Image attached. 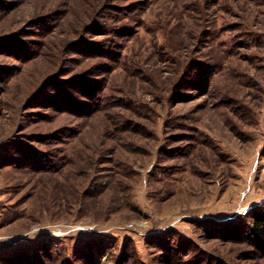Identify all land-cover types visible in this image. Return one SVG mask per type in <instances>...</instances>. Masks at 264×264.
Here are the masks:
<instances>
[{
    "label": "rangeland",
    "instance_id": "rangeland-1",
    "mask_svg": "<svg viewBox=\"0 0 264 264\" xmlns=\"http://www.w3.org/2000/svg\"><path fill=\"white\" fill-rule=\"evenodd\" d=\"M264 0H0V264H264Z\"/></svg>",
    "mask_w": 264,
    "mask_h": 264
},
{
    "label": "trees",
    "instance_id": "trees-1",
    "mask_svg": "<svg viewBox=\"0 0 264 264\" xmlns=\"http://www.w3.org/2000/svg\"><path fill=\"white\" fill-rule=\"evenodd\" d=\"M253 227L256 239L261 243L260 249L264 253V207L254 211Z\"/></svg>",
    "mask_w": 264,
    "mask_h": 264
}]
</instances>
